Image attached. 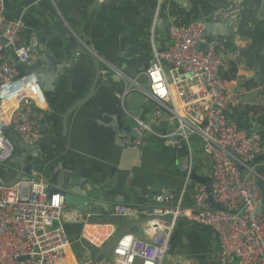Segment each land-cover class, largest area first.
<instances>
[{"label":"built area","instance_id":"1","mask_svg":"<svg viewBox=\"0 0 264 264\" xmlns=\"http://www.w3.org/2000/svg\"><path fill=\"white\" fill-rule=\"evenodd\" d=\"M6 5L7 0H0V165L16 157V144L5 127L13 126L12 133L24 146L38 144L43 138L48 103L38 73H27L20 67V63L34 64L39 40L37 36L26 40L25 22L10 20ZM182 5L188 7L185 1ZM237 13L238 8H223L214 12L213 18L220 22ZM206 29L202 19L189 24L172 20L169 46L159 50L153 44V59L145 71L128 75L111 62L106 64L124 82L123 102L133 91H140L179 119L177 137L187 141L190 133L200 137L204 153L212 159L211 192L198 184L195 208L190 209L183 204V194L170 191L157 197L152 213L116 205L115 216L145 217L147 238L126 232L114 243L111 257L90 258L83 264H165L177 222L183 218L217 234L219 264L234 260L264 264V211L260 209V187L253 181L259 173L252 165L253 159L264 153V135L260 129L248 133L231 122V113L243 105L223 72L241 52H231L219 37H213L202 49ZM9 104L13 107L8 108ZM154 119L156 123L158 115ZM136 120L141 134L155 133L149 122ZM123 143L141 146L142 142L127 134ZM210 195L217 207L209 201ZM85 214L67 205L63 192L51 193L48 182L34 170L11 186L0 183V264H79L68 257L72 242L67 223L86 220Z\"/></svg>","mask_w":264,"mask_h":264},{"label":"crops","instance_id":"2","mask_svg":"<svg viewBox=\"0 0 264 264\" xmlns=\"http://www.w3.org/2000/svg\"><path fill=\"white\" fill-rule=\"evenodd\" d=\"M182 1L187 2L188 7L183 6ZM161 2L167 8L165 26L158 28L160 21L158 7L149 25V35L140 40L144 53L150 56L151 61L153 44L159 50L167 49L171 42L168 35L170 22L176 20L188 24V15L184 9L189 10L193 4L199 10L191 15V22L203 20L205 11L213 14L223 8H238L239 12H242L245 24L237 27L234 37L221 38L231 52L237 50L241 52V57L236 59L233 57L230 60L223 76L238 92L243 105L241 109L231 113V119L236 115L263 116L257 129L262 130L264 135V2L262 0H239L234 3L232 0H161ZM131 3L132 0H7V17L10 20L23 19L27 27L26 40L33 36L38 38L42 32L44 18H48L51 28L68 29L78 42V48L71 50L66 56L69 64L61 67V76L55 80L54 90L46 92L48 103L41 140L42 154L36 157L35 151H31L22 165L24 167L32 163L33 170L45 178L50 188L52 183L48 179L52 175L51 170L58 169L61 175L60 184L65 169L70 167L71 171H75L73 184H76L79 193L86 194L94 183L103 184L105 189H109L108 193H104V198L110 202V208L106 206L107 201L98 200L102 205H92L93 210L85 214L86 220L67 223V231L72 242L68 257L77 261L94 246H104L114 234L143 217L115 216L116 205L127 204L138 209L142 206L148 210L156 203L152 201L151 196L170 191L177 196L183 194V204L190 209L195 208L194 195L197 185L204 184L207 188L211 186L212 159L204 153L200 137L195 133L189 134L188 141L177 137L179 119L174 118L164 106L151 101L140 91L137 92L147 103L132 94L135 91L127 95L123 109L126 116L120 110L121 125L125 127V124H128L131 128L138 129L136 118H140L156 126L158 133L155 135L158 137L153 138V142L144 148L139 146L138 149L127 150L126 155L121 158L122 148L116 144L120 134L117 137L115 129L110 124L112 110L109 103L120 93L122 83H119V78L112 72L113 76L103 79L105 82L108 80V85H98L97 94L85 106L69 116L66 119L67 127L64 126V115L67 110L88 92L96 74L93 52L85 38L91 40L96 50L101 49L103 43L109 41L112 21L121 13L135 8ZM141 5L142 9L147 11V1L142 0ZM56 38L59 41L63 40V37L51 32L49 44ZM36 54L42 55L39 49ZM98 56L103 73L106 74L109 71L106 64L108 60L102 55ZM61 57L60 53H56L55 58ZM122 61L126 62L127 59L124 58ZM142 83L144 86L147 85L145 77L142 78ZM177 104L184 106L181 101ZM132 110H138L140 115H134ZM157 115L158 119L154 123L153 119ZM171 130L174 132L171 133ZM125 135L127 134L121 136ZM19 145L23 152L30 148L20 141ZM120 158L123 159L122 165ZM262 158L264 153L253 159L252 165L255 169ZM20 160L21 156L16 155L9 164L19 163L21 166ZM9 164L0 165V173L6 180L12 178L10 170L13 169L8 167ZM257 179L264 180V176L259 174L253 181L256 182ZM260 209L264 211L262 200ZM127 232L147 238L144 223L131 226ZM171 245L165 264H219L220 244L217 234L187 219L183 218L177 222ZM232 264L242 263L234 260Z\"/></svg>","mask_w":264,"mask_h":264},{"label":"water","instance_id":"3","mask_svg":"<svg viewBox=\"0 0 264 264\" xmlns=\"http://www.w3.org/2000/svg\"><path fill=\"white\" fill-rule=\"evenodd\" d=\"M100 1V0H99ZM148 9L147 11H144L142 9L141 2L142 0H132L131 5L135 8H130L129 12H123L121 15L112 21L111 28H110V36L109 41L104 42L101 49L96 50L94 46L92 45V42L89 38H85V42L89 46V49L93 52L94 56V66H95V78L92 82L88 92L80 99L76 100L72 106L67 110L65 117V127H67L66 119L69 118L73 113H75L79 108H82L85 106L94 96L97 94V86H107L108 80L106 82L103 80L104 77H111L113 76L111 74V71H108L106 74L103 73V69L101 66V60L98 55H102L106 57V59L111 62L112 64L116 65L119 69L123 70L128 75H133L137 72L145 71L151 62L150 56L146 55L144 53V48L140 42L142 38H145L149 35V25L152 21V16H154L158 10V18H159V27H164L167 21L166 18V12L167 8L165 4L160 3L159 0H146ZM235 1L239 0H232L234 3ZM264 2V0H262ZM199 8L195 4L187 10L184 9L185 14L188 15V24L191 22V15L194 14L196 11H198ZM44 18V16H42ZM204 23L206 24V35L204 37V42L202 43V49H205L206 45L213 39V37H219V38H231L234 37L237 33V27L245 24L244 22V16L242 15V12H239L233 16L228 17L226 20H221L220 22H217L213 18V14L209 11H205L204 14ZM42 32L40 36H38L39 40V46L38 49L42 53V55L34 53L32 60L34 61V64L32 66H25L24 64L20 63V67L24 72L30 73V72H37L39 77L41 78L43 88L45 92H50L54 90V84L56 79H60V71L61 67H66L69 64V61L67 59V55L71 52V50H75L78 48V42L73 37V35L70 33V31L66 28L61 27H50V20L48 18H44V23L41 25ZM51 32H54L58 36L63 37V40L59 41L58 38L53 39L52 43L49 44V41L51 40ZM2 42H6V40L3 38L1 39ZM72 43L74 45L72 46ZM49 45V46H48ZM105 49V50H104ZM56 53L61 54V58L57 59L55 58ZM14 58L19 62V60L15 57ZM126 58L127 61L123 62L122 60ZM171 65H168V68H170ZM114 76H117L119 78V83H122V87L120 89V93L115 96V98H112V101L109 103L111 112V119L112 122L110 123L111 126L115 129L116 136L120 134V137L116 141V144L119 145L122 148L121 158L126 155V151H131L132 149H138L139 146H128L124 147L125 144L123 143V136L122 134H132V136L136 138L141 139V148H144L145 145L153 142V138H157L158 136L155 135V133H158L156 126L153 125V129L155 133H151V135H143L139 132L137 128H131L130 125L125 124V127L121 125L120 122V110L124 115L126 116V113L124 112L125 108V102L126 100H122V94H123V82L122 79L115 74ZM103 93V91H102ZM134 115H140L138 110H132ZM263 116H242V115H236L234 118L231 119L232 123H235L238 127L242 128L243 130L250 133L252 130H255L258 128V125L261 124V118ZM129 119V118H128ZM46 122V120H45ZM207 124V122H205ZM13 126H6L5 130L7 131V135L9 138H11L14 143L16 144V155L21 156L20 163L21 165H24V159L25 157L31 152L35 151L36 157H39V155L42 154V145L43 142L40 141L38 144L31 146L28 151L23 152L22 148L19 145L18 137L15 136V134L12 133ZM66 130V128H65ZM174 130H171V133H173ZM118 137V136H117ZM120 158V159H121ZM261 163L259 166H257V169H255L259 174L264 176V158L261 159ZM123 159L120 160V163L122 165ZM253 163V162H252ZM44 165H46V162H44ZM33 164H28L24 167H22L18 171L10 170L12 178L10 180H6L4 175L0 173V183L4 184L6 186H11L15 184L20 179H25L30 175L33 171ZM72 168L68 167L65 169L64 174L62 175V182L59 184L60 180V173L58 172V169H52V175L48 179L50 183H52V187L50 188V192L54 193L57 191H61L66 196V202L69 206H74L75 208L83 211L86 214H89L92 205H102L98 200H105L107 201V207L110 208L111 204L108 201V199L104 198V193H108L109 189H105V186L103 184H92V186L89 188V191L86 194H81L77 190L76 184H73V180L75 177V171L72 170ZM256 183L259 185L261 194H262V201H264V180L257 179ZM119 184V183H118ZM208 191L211 192V186H209ZM162 194V193H161ZM159 193L151 196L153 198V202H156V198L161 195ZM122 196V195H120ZM123 198H121L120 201H122ZM125 201V200H124ZM209 201L212 203L213 206H216V203L212 199V196L210 195ZM127 202V201H126ZM105 206V207H106ZM140 210H145L144 207H139ZM153 208H148V213H152ZM145 217H142V219L137 220L135 223L131 224V226L138 224V223H144ZM126 227L125 229L119 231L118 233L114 234L108 242L104 246H94L93 249L90 251H87L86 254L78 260L79 264H83L85 260L94 258H103L105 257L106 253L111 250L116 240L126 233L129 228ZM21 260H24L25 258H20Z\"/></svg>","mask_w":264,"mask_h":264},{"label":"rangeland","instance_id":"4","mask_svg":"<svg viewBox=\"0 0 264 264\" xmlns=\"http://www.w3.org/2000/svg\"><path fill=\"white\" fill-rule=\"evenodd\" d=\"M132 94H134L135 96H139L140 98H141V101L143 100L145 103H147L146 101H145V99L141 96V95H139L140 93L139 92H137V91H135V92H133ZM142 101V102H143ZM13 161V160H12ZM11 161V162H12ZM8 167H10L11 169H13V170H18L19 168H21V167H23L22 165L20 166L19 165V163H15V164H9L8 165ZM107 257H111L112 256V251L111 250H109L107 253Z\"/></svg>","mask_w":264,"mask_h":264},{"label":"bare ground","instance_id":"5","mask_svg":"<svg viewBox=\"0 0 264 264\" xmlns=\"http://www.w3.org/2000/svg\"><path fill=\"white\" fill-rule=\"evenodd\" d=\"M11 107H13V104H9V107H8V108H11ZM3 109H5V108H3ZM3 109H2V110H3ZM2 110H1V111H2Z\"/></svg>","mask_w":264,"mask_h":264},{"label":"trees","instance_id":"6","mask_svg":"<svg viewBox=\"0 0 264 264\" xmlns=\"http://www.w3.org/2000/svg\"><path fill=\"white\" fill-rule=\"evenodd\" d=\"M227 78H230V77H227ZM248 109H250V108H248ZM246 112V111H245ZM240 113H243L242 111H240ZM248 113V112H247ZM230 118H231V115H230Z\"/></svg>","mask_w":264,"mask_h":264}]
</instances>
